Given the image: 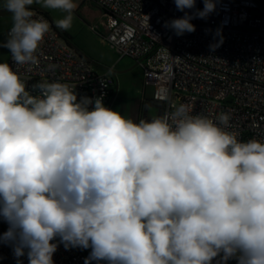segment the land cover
I'll return each mask as SVG.
<instances>
[{
  "label": "clouds",
  "instance_id": "9594fccd",
  "mask_svg": "<svg viewBox=\"0 0 264 264\" xmlns=\"http://www.w3.org/2000/svg\"><path fill=\"white\" fill-rule=\"evenodd\" d=\"M174 3L184 15L165 27L177 36L216 8ZM33 5L64 13L65 31L78 7L3 0L12 27L0 47L16 66L37 62L50 29ZM12 64L0 62V243L16 264H54L58 244L90 249L84 264H264V141H241L229 114H193L194 102L137 122L65 83L32 95Z\"/></svg>",
  "mask_w": 264,
  "mask_h": 264
},
{
  "label": "built area",
  "instance_id": "2783aa9c",
  "mask_svg": "<svg viewBox=\"0 0 264 264\" xmlns=\"http://www.w3.org/2000/svg\"><path fill=\"white\" fill-rule=\"evenodd\" d=\"M87 1L101 12L102 26L92 30L100 34L102 29L104 42L120 60L138 63L146 85L153 87V100L163 107L161 114L171 111L172 104L194 102L193 114L213 119L229 114L226 130L238 133L241 141H264V0H216L215 11L206 19L194 18L195 32L182 36L165 27L184 15L174 0ZM203 7V0H196L195 8ZM221 39L218 47L210 48ZM36 60L16 66L9 51L8 63L21 74L30 94H39L33 89L38 82H60L74 89L78 98L103 94L105 106L111 108L117 86L114 68L111 75L109 70L95 71L51 24ZM89 253L90 249L66 250L58 244L54 264H84ZM0 264H16L10 246L3 243ZM229 264H237L236 259Z\"/></svg>",
  "mask_w": 264,
  "mask_h": 264
},
{
  "label": "rangeland",
  "instance_id": "374dc122",
  "mask_svg": "<svg viewBox=\"0 0 264 264\" xmlns=\"http://www.w3.org/2000/svg\"><path fill=\"white\" fill-rule=\"evenodd\" d=\"M3 0H0L2 4ZM78 7L74 11L72 27L65 31L56 27L54 21L63 18L64 13L54 10H46L39 5H33V10L45 14L50 24L56 30L68 36L72 47L80 52L90 65L98 73H104L114 68L113 75L117 79L116 97L111 109L120 111L126 117L139 121L140 119H152L160 115V110L154 104L153 87L145 83L144 72L138 63L131 58L119 59L116 52L104 42L103 32L100 34L92 30L94 25L102 26L101 14L96 6L87 0H76ZM12 25L11 14L0 7V43L7 39V31ZM9 50L0 47V62H8ZM5 230L8 224H5ZM28 264L27 257H24ZM218 259H220L218 257ZM231 260L227 261L229 264Z\"/></svg>",
  "mask_w": 264,
  "mask_h": 264
},
{
  "label": "trees",
  "instance_id": "16d2710c",
  "mask_svg": "<svg viewBox=\"0 0 264 264\" xmlns=\"http://www.w3.org/2000/svg\"><path fill=\"white\" fill-rule=\"evenodd\" d=\"M45 15V14H44ZM46 16V15H45ZM47 17V16H46ZM55 28V27H54ZM58 31V30H57ZM59 33H60V35L64 38V40L67 42V43H69L70 45H71V43L69 42V39H68V36L65 34V33H63V32H60V31H58ZM72 46V45H71ZM75 49V48H74ZM80 55L81 56H83L81 53H80ZM84 57V56H83ZM85 58V57H84ZM5 224H6V222L2 219V218H0V229H1V231L4 233L6 230H5ZM10 250L12 251V248H11V246H10ZM13 253V252H12ZM23 264H25V261H24V263Z\"/></svg>",
  "mask_w": 264,
  "mask_h": 264
},
{
  "label": "water",
  "instance_id": "95a60500",
  "mask_svg": "<svg viewBox=\"0 0 264 264\" xmlns=\"http://www.w3.org/2000/svg\"><path fill=\"white\" fill-rule=\"evenodd\" d=\"M78 53L80 54V52H78ZM151 103L154 104L157 108H159V110H160V114H161V113H162V110H163L162 105L156 103L154 100H152ZM0 231H1V229H0ZM1 233H3V232L1 231ZM21 260H22L23 263H24V261H25L24 258H22ZM230 260H233V259H230ZM215 264H217V262H215Z\"/></svg>",
  "mask_w": 264,
  "mask_h": 264
},
{
  "label": "crops",
  "instance_id": "0c3cea01",
  "mask_svg": "<svg viewBox=\"0 0 264 264\" xmlns=\"http://www.w3.org/2000/svg\"><path fill=\"white\" fill-rule=\"evenodd\" d=\"M99 12H100V11H99ZM100 14H101V12H100ZM95 25H96V24H95ZM116 87H117V86H116ZM116 89H117V88H115L114 99H115V97H116ZM114 99H113V100H114ZM113 102H114V101H113Z\"/></svg>",
  "mask_w": 264,
  "mask_h": 264
},
{
  "label": "flooded vegetation",
  "instance_id": "af4514ba",
  "mask_svg": "<svg viewBox=\"0 0 264 264\" xmlns=\"http://www.w3.org/2000/svg\"><path fill=\"white\" fill-rule=\"evenodd\" d=\"M218 260H219L218 257L215 258V259L213 260V264H215V262H217Z\"/></svg>",
  "mask_w": 264,
  "mask_h": 264
}]
</instances>
